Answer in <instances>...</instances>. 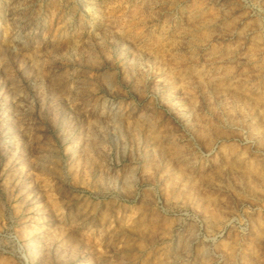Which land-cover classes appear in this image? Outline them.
I'll return each mask as SVG.
<instances>
[{
    "label": "rangeland",
    "instance_id": "1",
    "mask_svg": "<svg viewBox=\"0 0 264 264\" xmlns=\"http://www.w3.org/2000/svg\"><path fill=\"white\" fill-rule=\"evenodd\" d=\"M0 264H264V0H0Z\"/></svg>",
    "mask_w": 264,
    "mask_h": 264
}]
</instances>
